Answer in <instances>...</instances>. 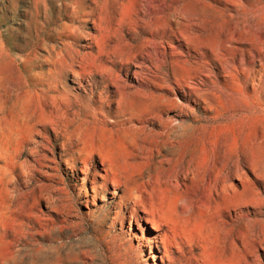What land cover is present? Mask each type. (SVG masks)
I'll return each mask as SVG.
<instances>
[{"label": "rangeland", "instance_id": "374dc122", "mask_svg": "<svg viewBox=\"0 0 264 264\" xmlns=\"http://www.w3.org/2000/svg\"><path fill=\"white\" fill-rule=\"evenodd\" d=\"M99 1L102 12L98 26L92 22L96 15L80 17V24L69 22L66 17L70 12L62 8L66 22L63 29L60 22L38 26L39 21L46 22L43 0H0V110L4 108L5 112L0 129L4 137L12 138L13 161L6 169L9 179L17 180L20 186V192L10 197L0 183V264L26 232L33 242L43 244L37 264H195L193 259L163 258L164 250L153 243L156 232L151 225L144 219L137 221L131 208L124 210L118 204L122 190L117 197L93 193V173L102 168L97 154L93 164L84 169L74 163L77 148L68 147L62 155L57 151L60 172L55 173L62 179L61 209L58 212L55 208L58 202L52 209L46 204L40 187L46 181L49 163H36L23 132L21 137L17 135L16 126L25 121L20 111L25 86L40 91L60 81L48 73L54 67L48 62L47 51L32 57L45 50L42 40L49 46L47 50L52 51L53 46L59 51L63 42L82 46L89 37L97 38L101 54H96V48L76 47L83 55L77 56L74 68L84 70L82 87L63 82V99L69 118H74V110L84 112L81 106H93L100 112L103 104L110 109H103L105 120L99 117L97 122L80 114L68 130L77 136L94 137L95 148L104 143L119 158L125 172L166 179L188 163L205 170L239 162L252 182L256 172L264 173V73L258 61L252 64L249 60L248 51L259 45L233 17L238 13L235 2L179 0L175 4L180 6L177 14L193 19L194 30L202 36L199 41L210 47L226 44L246 51L231 52L228 68L211 62V56L203 60L194 50L188 55L185 43L176 39L174 46L181 47L178 52L183 57L168 54L154 64L142 58L128 59L134 49L124 44L140 43L130 35V23L140 20L143 25L144 19L137 0ZM256 1L264 4V0ZM60 2L72 1L49 3L53 19L59 15L54 6ZM88 4L86 0L83 5ZM85 11L96 13V7ZM259 11L264 16V8ZM256 23L264 26V17ZM76 28L82 35L80 42L69 36ZM28 56L32 61L23 68L19 59ZM65 56L68 63L57 66L60 71L70 64V56ZM113 60L116 64L110 63ZM251 69L257 73H250ZM88 72L91 85L86 81ZM105 72L109 74L107 82L102 79ZM192 86L197 91L190 92ZM4 167L0 160V174ZM200 183L198 177L183 189L162 185L167 190L160 192L155 186L148 191L150 198L166 208L164 217L174 226L177 242L185 243L187 253L195 249L196 257L206 264H264V209L254 204L235 208L231 196L216 202L206 200ZM230 183L241 187L242 178H233ZM254 187L243 197L264 201V180ZM52 199L56 201V196ZM240 209L241 217L234 221L232 216ZM27 246L22 241L18 248L19 258H24L19 259L20 264H30Z\"/></svg>", "mask_w": 264, "mask_h": 264}, {"label": "bare ground", "instance_id": "6f19581e", "mask_svg": "<svg viewBox=\"0 0 264 264\" xmlns=\"http://www.w3.org/2000/svg\"><path fill=\"white\" fill-rule=\"evenodd\" d=\"M70 1L72 2H60L59 5L54 6V8L58 10L59 15L56 13L58 17L53 19L49 3L55 4L57 0H43L41 7L44 10L43 14L45 15L44 19L46 22L39 21L38 26L44 28L47 24H56V22H60V26L64 29L66 22L64 21L65 15L61 13L62 8H64V10H69L70 14L66 17L69 22L80 24V17H90L96 15V18L92 19V22L95 26H98L97 20L101 19L102 12V6L99 0H89L90 4L85 6L83 4L86 0ZM233 1L237 5L238 10L237 15L233 17L240 21L239 25L243 27L245 33L247 32L248 35L251 36L250 40L255 41H252V43L254 42V44H256L257 42L259 45L257 49L248 51L249 60L252 64L258 61L261 71L264 73V26H258L256 23L258 18L264 17L259 11L260 8H264V4H262L263 2L256 0ZM178 2L179 0H137L141 13L144 14V19H141L143 25L139 24L140 20H133L130 23V35H134L135 38L140 39V43L136 46L130 43L124 44L126 48L131 47L134 49V51L130 53V57H128V59L142 58L145 61L154 64L155 62L166 59L165 57H167L168 54L175 55L179 58L183 57V54L178 52V49H181V47L174 46L175 39L185 43L186 48L190 51H188V55H190L191 51L194 50L199 53V56L203 60H207L208 56H211V62L214 64L220 63L222 66L228 68L230 60L228 56L231 52H246L243 49H237L231 45L219 44L216 46L213 45L214 47H210V45H206L201 40L199 41L202 36L194 30L192 24L193 19L186 15L176 13L177 9L180 8V6L175 5ZM92 5L96 7V13L86 12L85 9L91 8ZM35 10L37 11V15L39 13L38 9L36 8ZM171 10L175 11L170 13L169 11ZM74 30L75 31L69 34V36L74 39L76 37L77 42H80L82 35L79 33V28ZM237 35L235 36L237 37ZM244 35L247 36V34ZM233 38H231V40ZM42 44L45 46V50H42L40 53L37 52L32 57L37 58L38 54L39 56H43L44 54L42 52L47 51V57L49 58L48 62H53L54 67L53 70H49L48 73L54 79H59L60 81L58 84L49 83V87L47 89H41L40 91L37 90L38 92L30 89L28 85L25 86L27 89H23L24 98L20 104V111L24 113L25 121L21 122V125L18 124L16 126L17 131L19 132L17 135L21 137L23 132V138L29 146L28 151L32 153L31 156L36 159V163H49V165H46V168L48 169L45 171L46 181L42 183L40 188L45 192L42 197L44 198L46 204L50 205L51 209L54 208L56 202H58L59 205H56L55 208L59 212L62 204V179L61 176H57L55 173L60 172L56 154L57 151H59L61 155L66 153L68 147L71 150L77 148V151L74 152L76 154L74 163L79 164L80 168L83 167L85 169L89 164H93V156L95 154L98 155L102 168L96 174L93 173V193H108L117 197L119 195L117 192L122 190L123 194L120 196V203L118 204L122 205L124 210L131 208L133 210L132 216L135 217L137 221L138 219H144L147 224L151 225V228L156 232L153 243L158 250L160 248L164 250L165 254H163V258L167 260L177 258L180 261L182 259L190 261L193 259L195 264H206V262L202 259L196 257V253H194L195 249L191 248L188 253H191L192 257L190 255L188 256V253L185 251V243L182 244L177 242V235L174 230V226H172L170 221L164 217L166 208L158 205L152 199V195L148 193L150 189L155 190V186H159L158 191L160 192L162 190H167L162 185H174L177 188L183 189L187 186L188 181L200 177L201 183L199 186L206 200L212 198L211 200L216 202L220 198L231 196L232 205L235 208H238L241 205L254 204L258 208L264 209V201L256 202L248 197H243L247 196V192L254 190V186L257 181L264 180V173L255 171L256 180L252 182L251 180H248L246 175L242 172L239 162L233 163L231 166H212L205 170L192 166L191 163H188L187 165L181 166L180 169H176L174 171V175L166 179L154 177L148 173L133 175L125 172L119 158L108 147H106L104 143L101 144L100 147L95 148L92 146L94 142L93 140H95L94 137L74 135L73 132L68 129L74 122L75 118H80L82 116L80 114H84L85 118L88 117L97 122L99 117H101L102 120H105L106 115L103 113V109H110L109 105L104 106L103 104H101L98 108L100 112H98L93 106H81L84 112L74 110V118H69L65 106L66 104L63 99V95L66 91L64 83H68L70 81L79 85V87H82L80 80L83 79L84 70H81V73L74 68L77 56L83 55L80 50L76 49V47H79L82 50H92L93 48H96V54H101L102 51L99 47L98 40L95 37H89V42H86V44L82 46H77L67 41L63 42L59 51H57L53 46H50L52 51L47 50L49 46L45 40H42ZM65 53L70 56V64L67 66L66 70L63 69L60 71L57 69V66H64L68 63ZM32 57L30 58L28 56L20 58L19 63L23 68H26L28 64L31 63ZM110 63L116 64V61L113 60L110 61ZM80 64L79 66H81ZM106 72L103 73V82L109 81V74ZM249 72L255 74L257 73V70L255 71L254 69H251ZM86 75V81L89 83L88 79L92 75L90 72ZM89 84L91 85V83ZM189 89L190 92L193 90L197 91L193 86ZM3 114H5L4 108L0 110V119L5 118L1 117ZM0 132H2L0 133V160L5 163L2 174H0V183L4 185L7 194L11 197L20 192V186L18 185L17 180L11 181L6 169V165L13 161V151H11L12 138L4 137L2 129H0ZM233 178H242L241 187L230 183ZM29 184L30 183H28L27 186H29ZM52 195L56 196V201H53ZM242 211V209L238 212L234 211V216H232L234 221H238L241 217ZM141 213L151 216V218L144 217ZM116 215H119V212H117ZM22 241L28 245L27 247H30V264H37L38 251L43 250V244L40 242H33L29 232H26L22 239L17 240L13 244L9 252V256L5 260L4 264H20L21 261L19 262V259L21 258H19L18 248ZM173 249L176 250L179 257L175 256L176 252H173ZM22 259L24 258L22 257Z\"/></svg>", "mask_w": 264, "mask_h": 264}]
</instances>
